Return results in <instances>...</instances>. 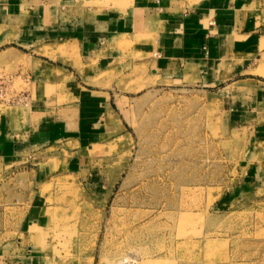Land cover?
<instances>
[{"label": "rangeland", "instance_id": "obj_1", "mask_svg": "<svg viewBox=\"0 0 264 264\" xmlns=\"http://www.w3.org/2000/svg\"><path fill=\"white\" fill-rule=\"evenodd\" d=\"M153 1L64 0L57 8L64 22L123 9L152 20ZM159 1L185 13L208 0ZM255 5L264 14V0ZM0 76L17 89L5 83L0 108L22 103L8 99L24 81L8 67ZM150 82L119 83L138 86L117 101L123 133L63 141L0 168V264H264L263 166L254 177L264 164V51L216 87L156 79L139 89ZM229 84L248 103L242 123L224 103L220 89ZM40 207L49 220L29 229V212Z\"/></svg>", "mask_w": 264, "mask_h": 264}, {"label": "crops", "instance_id": "obj_2", "mask_svg": "<svg viewBox=\"0 0 264 264\" xmlns=\"http://www.w3.org/2000/svg\"><path fill=\"white\" fill-rule=\"evenodd\" d=\"M60 2L0 0V67L24 81L19 94L25 97L0 108V168L63 141L90 144L123 133L127 125L117 101L138 89L120 87L124 77L151 81L140 90L160 85L156 79L216 87L264 51V14L257 0H208L185 13L154 0L152 20L123 9L83 22H64ZM14 83L8 81L9 91L17 90ZM239 88L220 89H226L224 103L234 123L249 116L248 103H238ZM258 91L264 95V87ZM45 210H30L29 229L48 222Z\"/></svg>", "mask_w": 264, "mask_h": 264}, {"label": "built area", "instance_id": "obj_3", "mask_svg": "<svg viewBox=\"0 0 264 264\" xmlns=\"http://www.w3.org/2000/svg\"><path fill=\"white\" fill-rule=\"evenodd\" d=\"M7 78H10V77H7ZM5 83L6 82L4 81V79L0 76V100H4L7 97V89H6ZM24 100H25L24 94H17L8 99V101H16V102H23Z\"/></svg>", "mask_w": 264, "mask_h": 264}, {"label": "bare ground", "instance_id": "obj_4", "mask_svg": "<svg viewBox=\"0 0 264 264\" xmlns=\"http://www.w3.org/2000/svg\"><path fill=\"white\" fill-rule=\"evenodd\" d=\"M124 223H125V222H124ZM138 224H139V223H138ZM142 226H143V225H142ZM146 226H147V225H146ZM132 227H133V226H132ZM134 227H135V225H134ZM134 227H133V228H134ZM133 228H132V229H133ZM123 230H124V229H123ZM128 230H129V229H128ZM128 230H127V231H128ZM130 230H131V229H130ZM121 231H122V229H121Z\"/></svg>", "mask_w": 264, "mask_h": 264}]
</instances>
